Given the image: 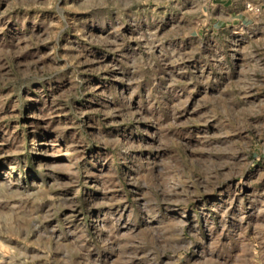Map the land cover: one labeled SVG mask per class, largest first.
Instances as JSON below:
<instances>
[{"label": "rangeland", "instance_id": "374dc122", "mask_svg": "<svg viewBox=\"0 0 264 264\" xmlns=\"http://www.w3.org/2000/svg\"><path fill=\"white\" fill-rule=\"evenodd\" d=\"M0 0V264H264V9Z\"/></svg>", "mask_w": 264, "mask_h": 264}, {"label": "built area", "instance_id": "2783aa9c", "mask_svg": "<svg viewBox=\"0 0 264 264\" xmlns=\"http://www.w3.org/2000/svg\"><path fill=\"white\" fill-rule=\"evenodd\" d=\"M246 8L253 13H260L264 6L248 2L246 3Z\"/></svg>", "mask_w": 264, "mask_h": 264}, {"label": "crops", "instance_id": "0c3cea01", "mask_svg": "<svg viewBox=\"0 0 264 264\" xmlns=\"http://www.w3.org/2000/svg\"><path fill=\"white\" fill-rule=\"evenodd\" d=\"M250 1H251V3L264 6V0H250Z\"/></svg>", "mask_w": 264, "mask_h": 264}]
</instances>
